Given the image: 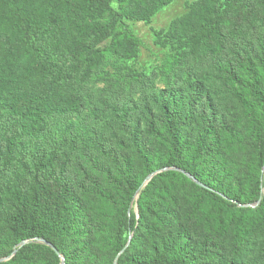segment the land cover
Returning <instances> with one entry per match:
<instances>
[{"label": "trees", "instance_id": "1", "mask_svg": "<svg viewBox=\"0 0 264 264\" xmlns=\"http://www.w3.org/2000/svg\"><path fill=\"white\" fill-rule=\"evenodd\" d=\"M174 1L0 0V264H264V0H192L163 89L104 72Z\"/></svg>", "mask_w": 264, "mask_h": 264}, {"label": "rangeland", "instance_id": "2", "mask_svg": "<svg viewBox=\"0 0 264 264\" xmlns=\"http://www.w3.org/2000/svg\"><path fill=\"white\" fill-rule=\"evenodd\" d=\"M191 3L192 0H175L170 6L159 12L150 24L129 23V27L134 36L140 41L136 57L130 61L126 59L113 60L104 68V72L111 74L114 70L127 66L132 68L136 73L149 77L156 89H163L166 86V78L162 73L164 71V65L170 56L178 54L180 50L177 46L166 44L165 41H162L161 44L166 46H158L155 33L166 31L172 21L183 16L188 11ZM116 66L117 68L115 69ZM98 88H102V85ZM222 103H228L231 110L234 109L232 101L227 96L224 97ZM148 178L146 179L147 181ZM138 197L139 194H137L135 200ZM132 207L137 212L135 202Z\"/></svg>", "mask_w": 264, "mask_h": 264}, {"label": "water", "instance_id": "3", "mask_svg": "<svg viewBox=\"0 0 264 264\" xmlns=\"http://www.w3.org/2000/svg\"><path fill=\"white\" fill-rule=\"evenodd\" d=\"M148 180H150V178H148ZM22 245H25V242L24 243H22ZM50 246V245H49ZM57 254H58V252H57V250L54 248V247H52V246H50ZM16 252H17V250L15 249V251H14V253H13V255H15L16 254ZM0 262H5V260H0ZM115 264H116V262H115Z\"/></svg>", "mask_w": 264, "mask_h": 264}]
</instances>
